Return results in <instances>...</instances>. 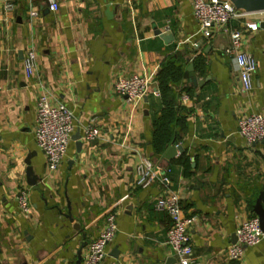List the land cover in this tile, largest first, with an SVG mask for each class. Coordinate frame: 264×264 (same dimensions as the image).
I'll use <instances>...</instances> for the list:
<instances>
[{
  "label": "crops",
  "instance_id": "1",
  "mask_svg": "<svg viewBox=\"0 0 264 264\" xmlns=\"http://www.w3.org/2000/svg\"><path fill=\"white\" fill-rule=\"evenodd\" d=\"M46 1L0 0V264H83L108 214L117 230L101 264H173L165 235L170 220L152 206L167 192L179 195L191 220L195 264H264V242L246 248L239 261L223 256L241 220L257 217L252 208L264 184L263 145L248 147L237 126L243 115L264 114V29L246 34L245 51L257 69L244 91L235 60L222 53L229 28L204 39L191 0H55L56 12ZM230 26L241 28V20ZM29 50L36 68L27 77ZM174 52L187 60V78L175 88L186 131L178 145L183 152L167 160L168 147L161 155L151 147L159 97L148 93L129 103L112 84L139 74L153 91L161 62ZM196 56L206 61L203 75L193 67ZM189 65L201 85L190 83ZM42 89L71 111L73 135L91 120L98 131L81 141L80 152L71 137L53 172L32 131ZM28 155L34 184L27 183ZM141 157L151 158L169 184L136 187ZM18 188L28 191V218L14 202Z\"/></svg>",
  "mask_w": 264,
  "mask_h": 264
},
{
  "label": "built area",
  "instance_id": "2",
  "mask_svg": "<svg viewBox=\"0 0 264 264\" xmlns=\"http://www.w3.org/2000/svg\"><path fill=\"white\" fill-rule=\"evenodd\" d=\"M50 12H56L58 5L55 0H47ZM192 15L201 29L204 39L209 40L219 31L229 28L230 44L222 49V53L231 56L238 67V79L244 91L253 87V76L257 64L253 56L245 51L246 34L257 32L259 23L264 21V11L247 13L236 9L228 0H191ZM12 4L6 5L11 11ZM241 20V28L230 26L232 22ZM36 68V55L29 50L23 60V70L30 77ZM150 80L139 74L117 76L113 80L112 89L118 96L129 103L142 101L148 93L159 97L156 88L150 90ZM93 120L83 127L80 135L82 142H89L97 137V129ZM238 132L248 147L262 144L264 140V114L253 113L240 117L237 121ZM33 138L38 150L45 158L47 172L55 171L64 161L69 141L75 131L73 115L62 103L52 102L46 90L42 89L36 101V115L33 120ZM135 186L146 188L154 182L168 185L165 176H158L155 164L151 158L141 157L135 166ZM13 199L19 214L28 218L31 207L28 203V191L18 188L13 193ZM154 210L167 214L170 224L166 231V243L173 251V264H195L192 258L190 237L187 226L191 220L183 214L180 198L177 193L167 192L158 195L152 203ZM117 226L113 214L106 215L98 237L88 244L83 264H101L107 254V246L113 241ZM235 243L229 245L223 252L228 261H239L246 248H253L264 242V232L261 230L257 217L241 220L234 231Z\"/></svg>",
  "mask_w": 264,
  "mask_h": 264
},
{
  "label": "trees",
  "instance_id": "3",
  "mask_svg": "<svg viewBox=\"0 0 264 264\" xmlns=\"http://www.w3.org/2000/svg\"><path fill=\"white\" fill-rule=\"evenodd\" d=\"M186 61L178 53H172L161 62L155 77L159 92V111L152 119L151 133V147L155 155L163 154L169 146L179 145L181 134L186 131V117L181 116L175 92V88L187 78ZM192 64L199 75L205 73L207 65L203 57L196 56Z\"/></svg>",
  "mask_w": 264,
  "mask_h": 264
},
{
  "label": "water",
  "instance_id": "4",
  "mask_svg": "<svg viewBox=\"0 0 264 264\" xmlns=\"http://www.w3.org/2000/svg\"><path fill=\"white\" fill-rule=\"evenodd\" d=\"M228 1H230L236 9L245 11L247 13H255V12H263L264 11V0H228ZM259 27L264 29V21L259 23ZM161 37L167 43H169L173 40V36H171V35H161ZM192 70H193L192 65H189L188 72H190L189 73L190 83H192L194 85H197V84L201 85L202 81L197 79V77L194 75ZM72 139L74 141H76V146H77L78 152H80L81 148H82V142L80 140L79 132H77L75 135H73ZM262 145H263V153L259 152V154L262 156V158L264 160V140L262 142ZM252 147H255V145H253ZM177 152L182 153L183 152L182 147L178 146V145L177 146L172 145V146L168 147L164 156L167 160H169L172 157H174ZM30 155H28L26 160H25V163L27 165L26 178H27L28 184H34L35 178L33 177L32 168H31L30 162H29ZM252 210H253V213L257 216V218L259 220L261 230L264 232V184H263L262 190L260 191V193L258 194V196L255 200V203L253 205ZM235 241H236V238L234 235L233 239H232V244L235 243ZM174 262H175V260H174Z\"/></svg>",
  "mask_w": 264,
  "mask_h": 264
}]
</instances>
